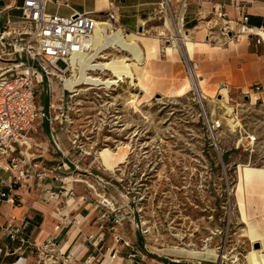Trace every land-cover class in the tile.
Masks as SVG:
<instances>
[{
	"label": "rangeland",
	"instance_id": "rangeland-1",
	"mask_svg": "<svg viewBox=\"0 0 264 264\" xmlns=\"http://www.w3.org/2000/svg\"><path fill=\"white\" fill-rule=\"evenodd\" d=\"M79 1L89 7L96 2ZM182 2L172 0L174 13L179 12ZM49 9L57 11L58 3L50 2ZM157 19L163 27L164 18ZM188 27L185 23L179 29L185 35ZM174 31L162 29L166 41L179 42L180 50L185 52L186 47L176 40L179 32ZM208 32L203 30V41ZM115 46L100 51L105 58L98 61L134 58L128 52H119ZM88 72L94 79L109 82L98 85L101 81L84 80L76 88L78 95L72 99L68 92L62 99L63 89L57 85L51 93L45 83L39 87L37 97L46 110L51 102L58 108L74 109L67 113L71 124L64 125V131L59 133L67 148L64 156L59 155L71 167L62 173L65 183L80 184L71 183L67 179L70 177L84 182L80 184L83 189L73 187V197L84 191L87 202L99 205L100 215L106 211L110 214L111 221L103 229L107 231L105 234L114 227L109 232L114 243L127 242L126 248L139 245L147 258L166 264H177L175 260L180 264H232V258L237 255L247 264L246 256L252 247L245 241L247 225L240 216L237 187L244 167L264 168V101L247 99V89L245 92L229 89V97L221 102L224 95L216 94L220 92L217 87L210 88V94L205 88L202 93L201 89H192L181 98H168L157 90L141 100L143 93L131 69L125 71L128 75L117 74L113 69ZM78 73V70L69 71L67 79ZM187 75L184 74L191 80L192 73ZM197 82L200 87L198 79ZM134 94L138 95L133 97L137 103L131 104ZM44 122L47 128L49 122ZM39 123L41 120L35 122L29 135L38 145L28 141L32 148L25 155L33 166L44 160L36 168L51 169L54 168L51 164L57 167L58 162L50 160L48 155L41 158L38 155L48 152L57 156L54 150H58ZM74 136H79V148L70 150ZM104 199L113 203V210L102 207ZM114 217L123 218L122 224L113 223ZM106 238L107 235L103 244ZM103 244L104 252L110 246ZM205 248L217 252L219 257L197 260L177 253L180 249ZM146 261L156 264L151 259Z\"/></svg>",
	"mask_w": 264,
	"mask_h": 264
},
{
	"label": "crops",
	"instance_id": "crops-1",
	"mask_svg": "<svg viewBox=\"0 0 264 264\" xmlns=\"http://www.w3.org/2000/svg\"><path fill=\"white\" fill-rule=\"evenodd\" d=\"M112 1L116 6V29L123 30L127 35H134L142 54L147 53V49L150 51L149 60L144 63L147 72L142 74H149V97L157 90H161L165 96L175 94L177 96L174 98L184 97L192 90L190 80L187 79V73L191 72L208 94L210 88L220 89L224 85L228 90L217 92V95L226 91V96L229 97V89L242 92L247 89V98L264 101V0H190L185 14V23L189 25L187 31L190 32L188 35L194 44L190 52L188 48L185 52L181 51L174 41H166L167 37L162 32L166 27L159 25L157 19V8L162 0H96L93 7L79 0H48L46 9L49 14L62 16H70L76 12L104 13ZM23 2L24 0H0V32L8 20L12 23L20 22ZM50 2L58 3L57 11L49 9ZM70 2L74 4L71 5ZM240 5L244 6L243 10L239 8ZM215 8H222L225 17L214 16ZM243 15H248L249 19L246 33H241V24L238 23ZM227 24L235 34H241L238 40L229 39L222 34L221 30ZM211 25L216 26L215 30L206 33L203 41V30L208 31ZM114 42L111 39L110 45ZM146 44L149 45L148 48ZM169 48L173 50L172 53L168 51ZM125 52L134 57L133 52ZM41 122L39 124H42L43 132L48 133V139L57 133L63 148L62 152L54 150L57 156H51L48 152L38 156L41 158L48 155L50 160L58 162L56 166L61 167L65 161L59 154L64 156V149L67 148L59 133L64 129L58 123L45 128V122ZM30 140L38 145L33 138L29 137L28 141ZM30 148L32 147L28 142V147L25 148L28 150L24 154L29 155L27 152ZM43 162L44 160H38L36 164L40 166ZM51 166L55 167V164ZM247 168H250L251 174L249 170L246 171ZM247 168L241 170V190L238 189L239 184L237 187L238 208L242 223H246L247 228L251 227L259 236L254 241L245 237L252 249L255 247L260 253L253 255L249 264H264V168ZM60 172L65 173L62 169ZM10 177V172L0 169L3 182H7ZM80 184L62 185V182L53 177H32L16 185L11 193L16 198L15 204L0 199V264H42L41 258L47 253L50 258H45L43 264H150L146 259H151L156 264H166L158 259L147 258L139 245L134 247L133 244L126 248L129 246L127 242L122 245L114 243V238L111 237L113 234L109 232L115 228H110L108 234L100 229V207L87 202L84 191H80L78 196L70 197L68 202L63 197L49 203L44 201L52 191L61 193L63 188L69 190L72 186L74 189H83ZM9 226L20 230L16 239L9 236ZM106 235L107 241L103 244ZM89 237H93V241L97 240V248L89 242ZM52 240L57 247L46 250L45 245ZM102 244L110 247L103 252ZM175 263L180 264L178 260Z\"/></svg>",
	"mask_w": 264,
	"mask_h": 264
},
{
	"label": "built area",
	"instance_id": "built-area-1",
	"mask_svg": "<svg viewBox=\"0 0 264 264\" xmlns=\"http://www.w3.org/2000/svg\"><path fill=\"white\" fill-rule=\"evenodd\" d=\"M47 1L24 0L20 8V22L12 23L8 20L0 32V169L11 173L7 182H3L0 178V199H6L13 204L16 203V198L11 196V193L21 181L26 182L32 177L43 179L51 176L65 185L60 169L65 172L71 170L70 165L66 162H62L61 167L37 168L36 170L38 166L36 164L33 166L32 161L24 154V151L28 150L25 148L28 147L29 135L34 131L37 120H46L50 126L56 123L62 127L71 124L67 113L74 109L71 106L58 108L55 103L51 102L46 110L37 100L39 87L48 83L51 93L55 91V85L59 89L62 87L64 93L62 99L65 98V92H68L70 99L77 96V87L72 90L65 87L68 72L79 71L80 57L87 54L92 55L94 52L90 40L96 31L98 22L104 21L111 24L115 29L117 28L116 6L113 1L110 2L109 9L104 13L76 12L70 16L49 14L46 9ZM188 1L183 0L179 12L174 13L172 0H162L157 8V16H160V19L164 18V27L169 20L171 27L181 35L179 28L185 27ZM239 8L243 10L244 6L240 5ZM213 15L217 18L225 17L222 8H215ZM248 20V15H243L239 20L241 33L248 31ZM215 27L211 25L209 30L212 32ZM221 32L229 39H238L241 35L235 34L229 24L224 25ZM75 61H78L77 66L72 64ZM73 78L74 76L69 77V79ZM256 89L260 90V87ZM222 90L228 89L222 85L220 91ZM78 139L79 136H74L70 140L72 149L79 148ZM52 142L57 150L62 152L57 134L53 135ZM16 153L19 156H15ZM75 182V179L71 181V183ZM73 195L72 186L69 190L63 188L61 193L50 192L44 201L49 203L63 197L68 202V199ZM101 205L104 208L112 209V206L107 205V203L101 202ZM109 221H111L110 214L107 211L102 213L100 215V229L103 230ZM122 221L123 218L114 217L112 222L121 225ZM8 229L9 236L16 239L20 230L12 226H9ZM58 229L59 227H57ZM89 242L95 248L99 246L96 240L93 241V237H89ZM56 247L57 244L53 240L45 245L46 250H52ZM43 257L40 261L42 264L45 258H50L48 253ZM235 264L245 263L238 256V261Z\"/></svg>",
	"mask_w": 264,
	"mask_h": 264
},
{
	"label": "bare ground",
	"instance_id": "bare-ground-1",
	"mask_svg": "<svg viewBox=\"0 0 264 264\" xmlns=\"http://www.w3.org/2000/svg\"><path fill=\"white\" fill-rule=\"evenodd\" d=\"M166 28L168 30H170V31L172 30V27H171V25H170V23L168 21L166 23ZM181 33H182V30H181ZM173 34H176V33H173ZM182 34L180 35L181 38H179L178 40L181 41L186 48H188V52L192 51V49L194 48V44L192 43L193 40H191L190 36L186 35V33H185V35L184 34L182 35ZM134 37H135L134 35H127L121 29H115L111 24H109L107 22H104V21L98 22L96 31H95L93 37L90 40V43H92V51H94V52L92 53V55L87 54V55H84V56L80 57V61H79L80 62L79 63L80 64V70H79V73L74 77V79H66L65 87L72 90L75 87H77L78 85H81V82L84 81V80L85 81L89 80V82H91V83L94 82V81L103 80V79H100V78L94 79V76H89L91 74H89L88 71L100 70V71L104 72V71H106L108 69H113L117 74L128 75L125 71L128 70V69H131L132 72H133V75L136 77L135 80L137 81V87H139V89H140L139 91L141 93H143V95H141V98H142L141 100L148 99L149 98V96H148L149 93L147 92V75H149V74L146 73L144 76H142V74L144 72L143 69L145 68L144 67L145 65L140 66L139 63L144 64V63L148 62L150 51H149V49H147V51H146L147 53L142 54V51L139 48L138 41ZM111 39L113 41H115L112 44L116 45L115 47L117 49H119V52L131 51V52H133L134 58L133 59H129V58L120 59V57H118V58H113L111 62H99L98 59L105 58L104 55L103 56L100 55V51L106 50V48L110 45V40ZM146 45H147V48H148L149 45L148 44H146ZM178 45H180V43ZM168 51L170 53L173 52V50L170 49V48L168 49ZM126 62H131V64H126ZM72 64L77 66L78 65V61L72 62ZM191 77H192L191 80H190L191 88L192 89H196V90H198V89L200 90L201 89L200 92L202 93L203 90H202V88L199 87V84L197 82V79H196L195 75L192 74ZM108 82H109V80L108 81H101L98 85H105ZM178 91L180 93V90H178ZM226 91L221 93V94L224 95V98L221 100V102H225L226 101ZM196 92H198V91H196ZM174 96H177V95L173 94L172 96L169 95L167 97L168 98H174ZM133 97H138V95L134 94V95L131 96V99H132L131 100V104L137 103L136 101H134ZM105 149H108V148H104L103 150H105ZM101 154H102V152H101ZM99 162H101V161H99ZM120 166L115 169L116 172L120 170V169H118V168H120ZM249 169L250 168H247L246 171H248ZM249 173H250V170H249ZM247 175H249V174H247ZM248 177H250V176H248ZM67 179H69L70 181H72V180L74 181L73 178H67ZM240 180L242 182V173L240 174ZM247 180L249 181V179H247ZM76 182L77 183H79V182L83 183V181H80V180H76ZM238 189L241 190V183L239 184ZM238 195H240V194H238ZM102 202L104 204L107 203V205H109V206H113V203L110 200H108V199H104V201L102 200ZM244 236L248 237L252 241H254V240L259 238V236H257L256 231L253 230L251 227L250 228L246 227ZM255 250L256 249L253 248L247 254V256H246L247 264H249V261L253 257V255L260 254L259 252H257V250L256 251ZM177 253H178V255H183V256L185 255L187 257H190L192 259H197V260H208V259L216 260L219 257L217 252L209 250L208 248H205L202 251L180 249V250L177 251ZM233 259H235V260H233L232 263L235 264L238 261V256L234 255Z\"/></svg>",
	"mask_w": 264,
	"mask_h": 264
},
{
	"label": "water",
	"instance_id": "water-1",
	"mask_svg": "<svg viewBox=\"0 0 264 264\" xmlns=\"http://www.w3.org/2000/svg\"><path fill=\"white\" fill-rule=\"evenodd\" d=\"M248 99V98H247Z\"/></svg>",
	"mask_w": 264,
	"mask_h": 264
}]
</instances>
